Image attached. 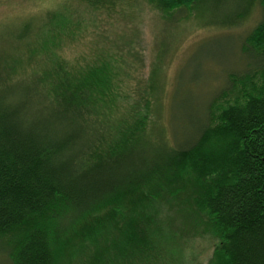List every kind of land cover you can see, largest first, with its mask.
Listing matches in <instances>:
<instances>
[{
	"label": "trees",
	"instance_id": "obj_1",
	"mask_svg": "<svg viewBox=\"0 0 264 264\" xmlns=\"http://www.w3.org/2000/svg\"><path fill=\"white\" fill-rule=\"evenodd\" d=\"M147 1L170 23L210 1L201 21L226 28L259 4L242 44L248 67L173 145L151 126L149 98L144 113L127 108L113 60L74 66L58 54L60 23L35 57L32 23L10 33L0 42V247L13 264H179L186 229L202 225L217 241L210 264H264V0ZM187 189L195 196L170 208L174 219L148 204Z\"/></svg>",
	"mask_w": 264,
	"mask_h": 264
},
{
	"label": "rangeland",
	"instance_id": "obj_2",
	"mask_svg": "<svg viewBox=\"0 0 264 264\" xmlns=\"http://www.w3.org/2000/svg\"><path fill=\"white\" fill-rule=\"evenodd\" d=\"M114 1L112 9L95 10L87 0H0V42L7 43L9 34L25 22L32 23L35 30L28 41H33L29 44L33 48L48 35L52 40L51 30L60 23L68 37L55 45L60 47L58 54L74 66L97 55L113 60L127 108L135 107L133 114L144 113V97L149 98L151 126L156 123L176 145L182 140L176 141L175 133L187 134L192 123L206 120L210 101L229 84L228 75L248 67L242 44L261 21L262 8L256 3L237 26L226 28L213 25L210 18L201 21L204 7L213 8L210 1L200 6V13L197 9L188 17L180 13L176 23L147 0ZM36 50L30 51L32 57ZM179 193L168 198L157 194L148 204L161 214L170 208L178 211L195 196L191 189ZM169 217L166 214L165 220ZM179 226L187 227L181 222ZM186 232L174 259L179 264H210L216 239L204 235L203 225L196 231L188 226ZM77 241L66 251L78 248ZM2 250L0 264H13Z\"/></svg>",
	"mask_w": 264,
	"mask_h": 264
}]
</instances>
